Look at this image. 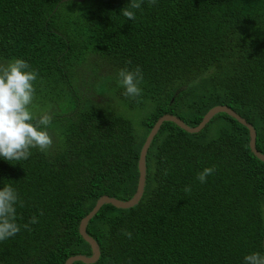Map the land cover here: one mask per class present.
<instances>
[{
  "label": "trees",
  "instance_id": "1",
  "mask_svg": "<svg viewBox=\"0 0 264 264\" xmlns=\"http://www.w3.org/2000/svg\"><path fill=\"white\" fill-rule=\"evenodd\" d=\"M127 2L0 0V68L26 59L39 74L36 109L54 114L46 152L0 159V186L21 197L17 222L38 217L0 242V264L90 256L81 220L103 196L133 197L140 150L165 114L196 127L226 106L252 125L264 155V0H144L132 21L120 14ZM136 66L143 92L130 99L116 78ZM128 111L142 114L140 126ZM249 140L225 113L196 134L164 122L139 202L105 204L88 223L100 248L94 264H242L264 252V162ZM208 166L215 171L200 183Z\"/></svg>",
  "mask_w": 264,
  "mask_h": 264
},
{
  "label": "clouds",
  "instance_id": "2",
  "mask_svg": "<svg viewBox=\"0 0 264 264\" xmlns=\"http://www.w3.org/2000/svg\"><path fill=\"white\" fill-rule=\"evenodd\" d=\"M144 0H128L129 7L120 9L127 19H136V9H141ZM155 5L158 0H148ZM130 63V61H129ZM38 71L23 58L13 57L0 68V159L8 161L26 160L32 149L46 152L53 144L50 126L54 119L51 110H36L34 103L37 88L34 83ZM143 72L139 66L133 70L120 68L116 84L123 89V95L130 99L142 96ZM215 171V166L204 167L197 173V180L205 183ZM21 203L18 190L12 184L0 186V242L14 237L21 227L29 228L38 222L33 215L30 222L21 226L17 222V205ZM129 235H131L129 233ZM242 264H264V252L252 251L243 257Z\"/></svg>",
  "mask_w": 264,
  "mask_h": 264
},
{
  "label": "water",
  "instance_id": "3",
  "mask_svg": "<svg viewBox=\"0 0 264 264\" xmlns=\"http://www.w3.org/2000/svg\"><path fill=\"white\" fill-rule=\"evenodd\" d=\"M77 1H83V0H77ZM220 113L228 114L229 116L235 118L237 121H239L241 124L246 126L249 130L250 140H249V146L251 152L262 162H264V155L261 154L257 149L255 145L256 140V132L251 124H249L246 120H244L242 117H240L236 112H234L232 109L226 107V106H215L211 108L202 118L201 122L196 127H190L186 123H184L181 119H179L176 116L165 114L161 116L152 129L150 130L148 136L145 139L144 144L142 145V148L140 150L139 154V160H138V171H139V177H138V184L135 194L132 198L126 201L117 200L114 198H109L107 196H103L100 198L94 208L81 220L80 226H79V232L82 236V238L90 245L91 248V255L85 256V255H75L70 258H68L65 262V264H74L75 262H82L84 264H94L98 261L100 257V248L97 244V242L87 234L86 228L88 226L89 221L95 216V214L99 211V209L105 205V204H111L117 208H131L135 206L139 200L141 199L145 187V179H146V155L148 152V149L158 133L161 125L164 122H173L178 127L183 129L184 131L196 134L201 132L205 126L212 120L214 116ZM263 246H264V240H263Z\"/></svg>",
  "mask_w": 264,
  "mask_h": 264
},
{
  "label": "rangeland",
  "instance_id": "4",
  "mask_svg": "<svg viewBox=\"0 0 264 264\" xmlns=\"http://www.w3.org/2000/svg\"><path fill=\"white\" fill-rule=\"evenodd\" d=\"M105 97H100V98H97V102H99L101 105H104L106 104V99H104ZM110 106H115L116 108H118L117 103L114 101V100H110ZM37 110V109H36ZM39 111V110H37ZM127 115L131 116L132 119L134 120V122H136V126H140L141 125V119H142V114H140V112H134V111H128L127 112ZM142 129V127H141Z\"/></svg>",
  "mask_w": 264,
  "mask_h": 264
}]
</instances>
